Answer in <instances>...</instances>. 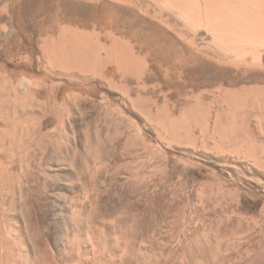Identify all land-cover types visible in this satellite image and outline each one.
Wrapping results in <instances>:
<instances>
[{"label":"bare ground","instance_id":"1","mask_svg":"<svg viewBox=\"0 0 264 264\" xmlns=\"http://www.w3.org/2000/svg\"><path fill=\"white\" fill-rule=\"evenodd\" d=\"M53 1L0 0V264H264V0ZM182 78L242 91L160 106Z\"/></svg>","mask_w":264,"mask_h":264},{"label":"rangeland","instance_id":"2","mask_svg":"<svg viewBox=\"0 0 264 264\" xmlns=\"http://www.w3.org/2000/svg\"><path fill=\"white\" fill-rule=\"evenodd\" d=\"M26 1V2H25ZM43 1V2H42ZM47 1V2H46ZM28 2H30V3H28ZM34 2V3H33ZM41 2V3H40ZM29 5H28V4ZM34 4V5H33ZM43 4V5H42ZM41 5V6H40ZM56 4H55V2L53 1V0H23V7H22V14L25 16V19L28 21L29 20V22L30 23H32L33 22V20L34 19H36V21L38 20V17H37V15H40L39 16V19L41 18V20H42V24H44L45 26L47 25V27L49 28L50 26L51 27H53V26H55L54 24H53V22L55 21L56 22V17H55V14L57 13V15L60 13V11L61 10H59V12H58V8H57V5L55 6ZM46 6V7H45ZM50 6V7H49ZM30 9H29V8ZM37 7V8H36ZM34 8V9H33ZM53 8V9H52ZM49 9H50V11H49ZM112 9V10H111ZM111 9H108V8H106V9H104V11L103 12H105V10H106V12L105 13H100V14H98V15H96L95 17L96 18H98V20L100 19V17H101V19L103 18L104 20H97L96 18V22H95V25L96 24H98V25H96V27L97 28H95V29H100L101 27H102V25H103V28H101L100 30H96V34L98 35V32H99V36H100V32H101V34L102 33H105V34H103V35H101L102 37H101V39H103V37H104V39H105V36H106V30H105V32H103L102 30L103 29H106V28H108L109 26H111L112 24H118V23H120V24H123L124 22H129V23H131L130 21H128L129 19H127L126 17H124V16H122V14L121 13H119V12H117V9H115V8H111ZM27 12H26V11ZM43 10V11H42ZM52 10H54V11H52ZM107 10H109V11H107ZM34 11H36V12H34ZM40 11H42V12H40ZM46 11V12H45ZM62 11H64L63 9H62ZM61 11V12H62ZM109 12V13H108ZM116 12H117V14H118V17L116 16L117 14H116ZM30 13V14H29ZM36 13H38V14H36ZM48 13V14H47ZM111 13V14H110ZM113 13V14H112ZM42 14V15H41ZM44 14H46V15H44ZM51 14H53V15H51ZM104 14V15H103ZM106 14H107V18H105L106 17ZM120 14H121V17H124L123 19H125V21H123V19H120L121 17H120ZM31 15V16H30ZM47 15H48V17H47ZM51 15V16H50ZM56 15V16H57ZM110 15H112V17L113 18H115L116 20H114ZM105 16V17H104ZM116 16V17H115ZM35 17V18H34ZM37 17V18H36ZM46 17H47V19H46ZM52 17V18H51ZM51 18V19H50ZM110 18H112V21H110L109 22V19ZM120 19V20H118V19ZM31 20V21H30ZM44 20V21H43ZM53 20V21H52ZM106 20H108V22L106 21ZM121 20L123 21V22H121ZM127 20V21H126ZM48 22V23H45V22ZM51 21V22H50ZM106 22L105 24H104V22ZM114 21H116L115 23H114ZM117 21H118V23H117ZM120 21V22H119ZM100 23V25L101 26H99V23ZM101 22H102V24H101ZM109 23H110V25H109ZM129 23H127V24H129ZM94 24V23H93ZM120 24H118V25H120ZM104 25L106 26V27H104ZM109 25V26H108ZM46 27V28H47ZM50 27V28H51ZM136 31H133V30H131L130 31V33L129 34H134V32L136 33V34H138L139 36H141L140 38H141V40H145L144 42H148L149 43V37H147V34H145L144 35V38H145V36H146V38L145 39H142L143 38V33H141L140 32V30H139V28H134ZM93 29L91 28V29H87L86 30V32H88L89 33V31H92ZM139 30V31H138ZM133 31V32H132ZM93 32V31H92ZM108 32V31H107ZM91 33V32H90ZM141 33V34H140ZM136 34H134L133 35V37H136V38H139V36L138 35H136ZM136 35V36H135ZM107 37V36H106ZM204 37V36H203ZM202 37V38H203ZM200 38V37H199ZM198 38V39H199ZM205 38V37H204ZM147 39V40H146ZM140 40V39H139ZM142 41V42H143ZM206 43L205 41H203L202 39H199L198 40V43H202V44H204V43ZM147 43V44H148ZM147 44H145L144 46H146ZM163 47H159V46H157V48L154 50L155 51V54H154V51H153V53H152V60H153V62H155L154 64L155 65H157L158 67V69H161L162 70V73H165V72H167L168 70H167V68H169V67H171V68H169V70L170 69H172V70H170V71H168L169 72V74H171L170 72L171 71H173V73L171 74V76L172 75H175V76H178V75H176V74H179V71H180V69H177V68H179L178 67V65H179V60H181L182 59V57L181 56H183L182 55V53L181 52H179V51H177L176 52V54L174 55V54H172L173 52H171V54H169V53H167L168 52V50H166L165 51V49L163 48ZM160 50V52L162 53V52H164V53H158L159 52V50ZM161 49L162 50H164V51H161ZM158 51V52H157ZM158 53V54H157ZM167 53V54H166ZM179 53V54H178ZM181 53V54H180ZM163 54H164V57H163ZM178 54V55H177ZM157 55V56H156ZM158 55H159V57H158ZM168 55V56H167ZM169 55H171V56H169ZM179 55H181V56H179ZM156 56V57H155ZM165 56L167 57V58H165ZM174 56H177L176 58L174 57ZM181 58H179V57ZM162 57V59H160ZM174 57V58H173ZM155 58H159L158 60L157 59H155ZM174 59V60H173ZM178 59V60H177ZM161 60V61H160ZM163 60H165V61H163ZM172 60V61H171ZM178 62H177V61ZM157 61V62H156ZM173 61H175L176 62V64L173 62ZM173 62V63H172ZM158 63V64H157ZM161 63V64H160ZM168 63H170V64H168ZM161 65H163V67L164 68H162V66ZM175 67H174V66ZM167 66V67H166ZM173 67L175 68V69H177V70H179L178 72H176V71H174L173 70ZM166 69V70H165ZM176 72V73H175ZM183 82L185 81V80H187V79H185V78H182L181 79ZM181 80H179V81H181ZM193 79H191V81H192ZM174 81H175V79H174ZM173 80L171 81V84H169L170 86H166V87H163V90L165 91V93H164V95H166L165 96V99H162V96L159 98V103H160V106L161 105H163V104H170V106L169 107H171V109L172 110H174L173 108H175V110H177L176 112H179L180 110L182 111V110H191L192 108L194 109V110H197L196 108H198V106H199V108H207V107H209V105L210 106H212V104H213V100L215 99V102H216V100H217V104L218 103H221V100H222V98H224V91H232V92H234V93H236V92H238V93H240V90L242 91V86H235V87H233V89H232V86H228V85H224V84H222L221 82V84H219V83H216V82H214L213 83V81L211 82V84H210V82L208 81V82H206V84L208 85V83H209V85L208 86H205L206 84L204 83L203 84V82L201 81H197V83L195 82L196 80L194 79V81H185L184 83L181 81V82H178V83H180L179 85H178V83L177 82H174ZM176 81H178V80H176ZM195 82V83H194ZM201 84H200V83ZM173 83H175L176 85H174ZM172 84H173V86H172ZM198 84H200V86L202 87V86H204L203 88H201V87H199V88H201V89H199L198 88ZM213 84V85H212ZM196 85V86H195ZM173 88H172V87ZM175 86V87H174ZM193 86V87H192ZM170 87V88H172V89H168V88ZM216 87V88H215ZM226 87V88H225ZM231 87V88H230ZM209 88V89H208ZM211 88H213V89H211ZM235 88H236V90H235ZM241 88V89H240ZM245 88V87H244ZM246 88H248V86L246 87ZM249 88H250V86H249ZM166 89H168V90H166ZM196 89V90H195ZM216 89V90H215ZM169 90H171V91H169ZM183 90V91H182ZM205 90V91H204ZM221 90H222V92H221ZM224 90V91H223ZM166 91L168 92V93H170V96H169V94L168 93H166ZM196 91H197V93H196ZM172 92V93H171ZM199 92V93H198ZM219 92H221V93H219ZM196 93V94H195ZM201 93V94H200ZM217 93V94H216ZM192 94V95H191ZM215 94V95H214ZM220 94V95H219ZM194 95H195V97H194ZM196 95H198L197 97H196ZM200 95V96H199ZM203 95V96H202ZM212 95V96H211ZM217 95V96H216ZM192 97H194V98H192ZM214 97V98H213ZM217 97H218V99H219V102H218V99H217ZM164 98V97H163ZM162 101H161V100ZM167 99H171V100H167ZM165 100H167L166 101V103L164 102ZM193 100V101H192ZM198 100V101H197ZM206 100V101H205ZM211 102H210V101ZM170 101V102H169ZM200 101H202L201 103H200ZM169 102V103H168ZM194 102V103H193ZM208 102H210V103H208ZM189 103V104H188ZM192 103V104H191ZM196 103H198L199 105L197 106L196 105ZM176 105V106H175ZM180 105V106H179ZM220 105H222L223 106V103L222 104H218V105H215V104H213V106H218V108L217 109H219L220 110V108L219 107H222V106H220ZM174 106V107H173ZM195 106H197V107H195ZM207 106V107H206ZM191 109H190V108ZM180 108V109H179ZM222 109H223V107H222ZM174 110V111H175ZM218 110V111H219ZM222 113H221V115L223 114V110H220ZM219 111V112H220ZM223 116V115H222ZM259 136V137H258ZM257 136V138L260 140V141H262L261 143H264V135L263 134H261V136L260 135H258ZM234 156V155H233ZM235 157H236V155H235ZM238 157V156H237ZM242 157V156H241ZM243 160V159H242ZM246 161V160H245ZM249 163H251V162H249ZM256 196H254V193H249V194H247V195H242V197H241V199H240V203L238 204V205H235V204H232V206H234V207H236L239 211V213H242V214H248L249 216H251V215H255V216H258V217H261V214H260V211H259V209H256V205H257V201H258V199H257V197L255 198ZM256 199V200H255ZM256 201V202H255ZM220 202H222L221 203V205L219 206V208H218V212H219V210H220V214L218 213V215H215V217H214V215L212 214V213H208V214H206V224L207 225H209V223L211 224V223H214L215 224V220H216V218L217 219H219L220 217H222V216H224L225 215V213H226V218L228 217L227 215H228V213H230V212H228L229 210L230 211H232L231 210V202L229 201V200H227V202L224 200V201H220ZM225 202H226V204H225ZM256 203V204H255ZM228 206V208H227V206ZM227 208V209H226ZM222 209V210H221ZM225 212V213H224ZM222 213H224V214H222ZM212 214V215H211ZM251 214V215H250ZM208 215V216H207ZM213 217H211V216ZM221 215V216H220ZM232 215H233V213H232ZM229 217H231V213H230V215H229ZM215 218V219H214ZM225 218V217H224ZM262 218V217H261ZM260 219V218H259ZM214 222H213V221ZM261 220V219H260ZM212 221V222H211ZM216 221H218V220H216ZM216 225V224H215Z\"/></svg>","mask_w":264,"mask_h":264}]
</instances>
